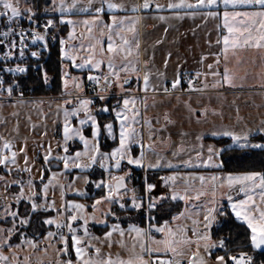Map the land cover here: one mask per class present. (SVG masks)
Wrapping results in <instances>:
<instances>
[{"label":"crops","instance_id":"1","mask_svg":"<svg viewBox=\"0 0 264 264\" xmlns=\"http://www.w3.org/2000/svg\"><path fill=\"white\" fill-rule=\"evenodd\" d=\"M115 0H107L108 3ZM170 0H150L152 9L140 8L136 12L130 9L132 6L142 5L144 0H117L116 5H122L127 11L119 9L109 11L103 0H92L89 6V0H77V6L89 7L88 12L70 13L65 18L72 19L76 23L68 25L60 23L61 15L52 11L53 19L58 22L60 31L65 29V33L61 35L60 40L65 41L63 48L66 53L75 58V64H84L83 68L76 67L73 60L67 59L61 55V44L59 40L60 59L63 67V94H69L75 90L81 94L82 76L99 75L104 80L108 76L111 80L109 89L114 91L113 98L102 100L100 113H112L115 125H113V136L110 138L107 130L100 126L97 113L92 110L94 101L88 98L75 99H58L47 103H42V112L45 116L50 115L54 120L51 124L53 132L51 133L50 124L49 132L53 136V146L49 147L45 152L43 149L37 151V160L40 162L42 173L37 178L28 175L27 171H16L12 169L9 173L1 169L0 175L11 176L17 172L18 177L14 178L11 183L12 187H16V198L20 197L27 203L36 202L39 198V205L47 208L50 214L54 211L63 210L66 206V198L83 199L76 195L75 181L76 178H88V183L84 182L85 197L94 190H103L102 196H106L107 188L96 187L97 183L103 181L112 187L111 209L115 205H125V209L129 211H138L148 206L150 199H156L161 196L167 197L162 202L157 201V205L166 203L171 207L179 206L180 210L173 217L161 225L150 226L137 224L135 221L129 222L127 225H121L118 222L110 223L109 227H113L114 223L119 224L124 231H127L134 242L137 244L144 243L146 247L157 248L163 247L154 241H162L165 239L181 241L183 238L191 241L190 243H177L176 247L183 252L184 249L191 250L189 259L197 258L193 253L201 250L199 258L214 259V248L220 246L211 237L212 227L216 224V217L222 205L226 204L234 218L248 224L241 217L237 219L228 196H232V203L245 200L246 196L240 192V185H233L231 188L227 184V176L229 173L220 171L221 153L228 147H236L231 136L223 135L224 132L233 133L240 138V142L250 140L255 135L264 136V48L248 47L243 45L236 48H229L228 59L224 58L223 37L228 35L227 29L224 27L225 11L229 12H254L260 11L259 6L253 4L236 3L235 5H224L223 0H217V3L211 7H203L196 9H169L167 7ZM178 2V0H172ZM189 3H195L196 0H187ZM64 3L71 4L72 0H64ZM58 4V3H57ZM157 5L162 7L157 8ZM103 7V12L96 13L95 9ZM209 12L217 13L216 16L208 15ZM177 14L179 19L176 18ZM115 15L117 19L127 17L134 19L135 32L122 31L121 35L130 42L132 54L126 56V53L114 52L108 53V35L109 29L106 25L112 24L111 17ZM164 16L165 19H159ZM93 17H99L96 23L91 24L92 31H88L82 21L87 19L90 22ZM244 19L237 17V20ZM131 27L130 22H125V29ZM119 30V29H116ZM73 32V38H69L68 33ZM103 33V35H101ZM113 46L117 48L122 41L112 32ZM103 48V51L101 49ZM91 57L93 61H99V68H93L91 64L86 63ZM112 63L120 68L131 62L128 71H119V80L115 76L109 75L107 67L109 58ZM131 65L135 66L136 71L131 70ZM211 66V67H209ZM230 74V82L226 83L223 79L225 69ZM199 73L202 79L204 93L196 95H167L162 94L164 87L170 85L172 90L179 89L172 87L173 81L181 78L184 73ZM148 75V87L145 90L144 76ZM127 79V83H125ZM79 86V87H78ZM112 94V93H111ZM134 101L129 103L125 114L130 118L129 123L139 134L136 137V143L131 144L130 152L133 157H139L143 145L144 160L142 166L129 165L127 159L121 161L119 168L114 167L115 160H103V154H111L114 148L119 147V131L120 121L116 119L113 108L120 110L123 108L124 99ZM81 100H89L91 103L87 106V112L80 105ZM69 101V103H65ZM109 102V103H108ZM23 103V102H13ZM29 105V104H26ZM107 107L109 111L102 109ZM74 109H80L75 115L65 116V112L71 113ZM138 112L136 116L137 123H133L131 117ZM88 115L95 117L99 125V136L96 139L92 137L91 121L81 125L80 120H87ZM68 124L70 128L79 129L81 134L90 141L93 146L87 155H81L78 160L70 161L69 167L65 169L64 161L57 157H75L77 152L84 153L86 151L84 143L79 136H72L67 141L64 137V127ZM109 124V123H107ZM102 136L108 139H116L117 144L109 151L101 148ZM199 137V139H198ZM247 137V139H245ZM229 139L230 144L220 145L215 142L217 139ZM238 141V142H239ZM261 141H256L257 144ZM98 143L99 155L95 163L90 167H84L90 164V157L94 146ZM211 147L218 155H213L209 164L204 161L208 160V148ZM67 148V152H65ZM240 148H257V147H240ZM8 154L10 153L7 151ZM45 156L49 157V161L45 162ZM9 159H11L9 157ZM119 159V156H117ZM159 160L160 166L157 168L147 167L149 164H155ZM189 162L190 166L185 162ZM105 167H101V163ZM80 164L82 167H75ZM171 164L172 167L167 165ZM215 165H220L216 167ZM57 171V172H56ZM136 171H141L147 177L149 171H163L154 180H147L144 184L143 196H138L133 185L125 184L127 176ZM55 174V175H54ZM246 174V173H244ZM60 175V176H59ZM239 176L243 174H231ZM220 177L221 179L213 181L212 177ZM44 178L39 196H36L34 183ZM123 177L121 181L119 178ZM200 177H204L201 182ZM69 178L70 193H66L62 179ZM172 178V179H168ZM167 180V184L165 183ZM31 181V184L29 183ZM258 182V181H257ZM9 183V182H6ZM83 183V180H82ZM152 184L155 187L149 192L147 185ZM213 184H215V196H213ZM44 185H48L45 190ZM90 186V190H88ZM10 189L8 190V192ZM173 191L184 196L185 199L177 198L172 200ZM204 193V195H200ZM18 194V195H17ZM255 204L264 209V202L260 199L259 190H253L249 193ZM133 197L137 203L143 206L140 209L132 207ZM198 197V198H197ZM215 201V203H213ZM112 202V201H110ZM251 203V202H250ZM122 208V207H121ZM215 208L213 212L214 220L209 227H205L206 221L204 216L207 210ZM246 209H237V211H245ZM183 213V215H181ZM112 214V210H111ZM252 215H257L253 209ZM135 226L142 229V233L138 236L136 232L129 231V226ZM164 227V232H157L156 229ZM169 229L175 235H169ZM109 229H107L108 231ZM195 230L196 235L193 234ZM111 231V228L108 232ZM121 231V230H120ZM207 235L208 240L200 239ZM205 244H213L215 247L209 248L213 251H207ZM252 244V241H251ZM254 248V247H253ZM164 254L163 252L154 255ZM168 256L175 257L169 252ZM144 259L149 260V254L143 253ZM178 260L184 261L179 256ZM226 260V259H225ZM229 261V260H228ZM226 260V263L228 264ZM184 264L186 262L184 261Z\"/></svg>","mask_w":264,"mask_h":264},{"label":"snow or ice","instance_id":"2","mask_svg":"<svg viewBox=\"0 0 264 264\" xmlns=\"http://www.w3.org/2000/svg\"><path fill=\"white\" fill-rule=\"evenodd\" d=\"M53 4L56 5V7L53 9L54 11H57L61 14V19H60V23H67L68 25H74L76 22L73 21L72 19H66L65 17L67 16V14L69 13H83V12H88L89 11V7H77V0H72L71 4H65L64 0H60L59 4H56V0H52ZM104 3H107V7L109 11H113L116 9H119L121 11H127L129 9H125L122 5H116L113 3H108L107 0H103ZM92 0H89V6L91 5ZM217 0H196L195 3H189L187 2V0H178V2H172V0H170V2L168 3L167 7L169 9H180V8H185V9H196V8H203V7H211L212 5L216 4ZM224 5H235L236 3H243V4H253L256 6H259V8L261 9L260 11H254V12H229V11H225L223 13L224 16V27L227 29L228 35H225L223 37V44H224V48H223V52H224V58L225 60L228 59V51L229 48H236V47H240L243 45H247L248 47H256V48H264V0H223ZM0 5H2L3 9L6 10L2 13H0V15L3 16H8V13L10 12L11 15L9 16V20H11L12 18L15 17H20L22 15L21 11L18 8V5H14L12 3V0H0ZM150 7V0H144V3L142 5H136V6H132L131 7V11L132 12H136L138 11L140 8L143 9H148ZM162 7L161 5H157V8ZM103 7H98L95 9L96 13H101L103 12ZM25 11H27L28 13V19L32 20V17L34 15V13L32 12L31 9H26ZM208 15L211 16H216L217 13L215 12H209ZM237 17H243L244 19L241 20H237ZM176 18H180L179 15L177 14ZM99 19V17H93L92 21L90 22L89 20L85 19L82 21V23L88 27V31L91 32L92 28H91V24L96 23V21ZM113 23L106 25V27L109 29V35H108V47H107V51L108 53H114V52H121V53H126V56H129L132 54V49L130 46V42L129 40H127L124 36L121 35L122 31H131V32H135V24L136 21L134 19L131 18H127V17H120L119 19H117V17L115 15H113L111 17ZM159 19L163 20L165 19L164 16H160ZM128 21L131 24V27L125 29V22ZM54 25V21L49 19L47 21V23L44 25L45 29L47 30L48 28L52 27ZM119 29V30H116ZM13 30L11 28H9L7 31L0 33V35H3L5 37H7L9 35V33H11ZM115 31V35L118 36L120 38V40L122 41V44L119 45L117 48H114L113 46V36H112V32ZM101 35H103V33H101ZM22 36V34H21ZM33 36V42H35L36 40H43L44 37L37 34L35 31H33L32 33ZM69 38H73V32H69L68 33ZM2 43V42H0ZM65 41L63 39L60 40V44H61V55L67 59H71L73 60L74 64H75V58L71 55H69L68 53L65 52L63 45H64ZM21 44L23 45V38H21ZM15 45L13 44V47ZM101 51H103V48L101 49ZM21 56L24 55L23 52V48L21 49ZM31 55L33 57L38 56V53L33 51L31 53ZM86 63L91 64V66L93 68H99L100 63L99 61H93L91 59V57L88 59V61H86ZM131 62H128L126 64H124L119 71H128L129 70V66H130ZM76 67H80L83 68L85 65L84 64H75ZM107 67L109 69V75L111 76H115L117 78V80H119V71H117V66L114 65L112 63L111 57L109 58ZM211 67V66H209ZM131 70L132 71H136L135 66L131 65ZM7 71H17V72H24L25 69L23 67H17L15 69H7ZM46 74H45V79H46ZM88 79L90 81H98L99 77H94V76H89ZM223 79L226 83L230 82V74L227 70V68L225 69L224 72V76ZM148 80L149 77L146 74L144 76V82H145V90L148 87ZM105 82L108 84H111V80L108 79V76L105 77ZM125 83H127V79H125L124 81ZM180 81L179 79L173 81L172 83V87L176 88L179 85ZM189 86L191 87V82H189ZM79 87V86H78ZM168 89L166 88L165 91H167ZM11 91L12 89L9 88L8 92L9 95H11ZM101 100L104 99L103 96L100 97ZM133 103L134 101H130L129 99H124L123 101V108H120V110H117L116 108H113L112 111L115 113L116 119L118 121H120V131H119V147L114 148L111 152V154L109 155L108 153H104L103 154V160H108V159H112L115 160V164L113 165L116 168H119L121 165V161H123L124 159H127V163L129 165H136V166H142V162L144 160V151H143V145H141L142 151L139 157H133L131 155L130 152V145L133 143H136V137L139 135L135 129L132 127V124L129 123V117L125 114L127 111H129L128 109V105L129 103ZM65 103H69V101H66ZM91 103V101L89 100H81L80 101V105L85 109V111L87 112V106ZM80 109H74L71 113L69 112H65V116L68 117L69 115H75L79 112ZM103 111L107 112L109 111V109L107 107L102 109ZM138 115V112L134 113V115L131 117V120L133 123H137L138 121L136 120V116ZM88 121H91V129H92V137L93 139H96L99 136V125L95 119V117L88 115V119L87 120H80L79 123L81 125H84L86 123H88ZM104 128L107 130L109 137L111 138L113 136V124L109 123L104 125ZM223 135L226 136H231L234 142H238L239 141V137L236 136L233 133H229V132H224ZM72 136H79V139L84 143L85 149L86 151L84 153L81 152H77L75 154V157H69V156H64V157H57V159H62L64 161V165H65V169H67L69 167V163L70 161H75L78 160L79 157L81 155H87L88 151L92 150V147L90 145V141L88 139H86L84 137V135L81 134L79 129H74V128H70L68 126V124H65L64 127V137L65 140L67 141L68 139H70ZM199 139V137H198ZM245 139H247V137H245ZM242 147L244 145H241ZM252 147H257V148H264V144H254L252 145ZM4 148L9 149L10 150V144L5 142L4 144ZM21 151H23V149H21ZM65 152H67V148H65ZM208 152H209V157L207 161H204L205 164H209V162L212 160L213 155H218V152L213 151V149L211 147L208 148ZM15 152L11 153V160L14 163L15 162ZM99 155V146L98 143L94 146V151H92V155L90 157V164L86 165L84 167H90L91 164L95 163L97 160V156ZM117 156H119V159H117ZM9 160L8 156H0V164H6V162ZM49 161V157L45 156V162L47 163ZM186 165L190 166L189 162H185ZM75 167H82L80 164H75ZM160 166V162L159 160L155 163V164H149L147 165V167L150 168H157ZM168 167H172L171 164L167 165ZM216 167H219L220 165H215ZM101 167H105V165L103 164V162L101 163ZM55 175V174H54ZM121 181L124 179L123 177L119 178ZM168 179H172V178H168ZM221 179L220 177H212L213 181L219 180ZM41 180H43V177H41ZM201 182L204 181V177H200ZM227 180V184L228 186L231 188L233 185H240V192L244 193L246 196L245 200H241L237 203H232V196L229 195L228 196V200L231 203V207L233 208V211L235 212V215L237 217V219H240L241 217L244 219V221L248 224V227L251 228L252 230V236H251V241H252V246L254 248H260L262 245H264V209L258 207L255 204V201L252 199V196L249 194L251 193L253 190L258 189L259 190V194H260V199L262 202H264V174H261L259 172H250V173H246L243 175H239V176H233L231 174H229L226 178ZM258 181V182H257ZM88 178L85 177V183H88ZM31 184V181L29 182ZM165 183L167 184V180H165ZM48 185H44L45 190L47 189ZM96 187H104L107 188L109 190L108 192V196L103 197L102 199L108 200L109 202L112 200V187L111 185L105 184L103 181H101L100 183L96 184ZM155 187V185L152 184H148L147 185V191H151L153 188ZM80 195H84V193H79ZM200 195H204V193H200ZM213 196H215V184H213ZM167 197L161 196L159 198L156 199H150L149 203H148V209L152 210L154 208L157 207V201L162 202L164 199H166ZM177 198L183 200L185 199L184 196L180 195L178 192L173 191L171 199L172 200H176ZM198 198V197H197ZM20 197L17 198V202H19ZM251 202V203H250ZM101 203L100 200H97L95 202V204L93 205V208L95 209L96 205ZM213 203H215V201H213ZM143 205L141 203H137L135 197H133V201H132V207L136 208V209H140ZM38 207H43V206H38L35 202H32V211H37ZM49 207H51V205H49ZM121 207H125V205L121 204ZM68 208L69 209H83L84 205L82 204H72L69 203L68 204ZM237 209H246L245 211H243V213L241 211H237ZM255 210L256 213H258L257 215H252L251 212L252 210ZM215 211V208H210L207 210V214L204 216V220L207 222L205 227H209L212 223V221L214 220V216L212 215L213 212ZM12 216H16L17 213L13 212L10 213ZM181 215H183V213H181ZM77 219V216L72 215L69 217V221H74ZM173 219H177V217H173ZM69 222L68 224V228H69V232L73 233L72 236V247L75 249L76 251V256H77V260L80 261L82 255L84 254V249L79 247L78 245H80L81 240L80 238L75 235V229L71 227V223ZM21 224H27L28 220L27 219H21L20 220ZM45 224L48 225H52L55 223L54 220L52 219H46L44 221ZM85 223H87V221H85ZM165 226H167V222H165ZM57 228H60L61 225L60 224H56ZM114 228L116 226H113ZM129 231H134L137 233V235L139 236L142 233V229L135 227V226H129ZM157 232H164L165 228L164 227H160L156 229ZM0 232H3V229H0ZM13 229H8V236L6 238H4L2 241H0V243L4 244V245H8L10 247L9 244V240L10 237L12 235ZM85 234L87 235V229H85ZM121 236H123V231H121ZM169 235H175L174 233H172L171 229H169ZM193 234L196 235L195 230H193ZM54 233L49 232L48 236H53ZM106 237H110L112 235L111 232H108L105 234ZM200 239H204V240H208L210 239L209 236L204 235L202 237H199ZM61 240H64V237L61 236ZM190 243L191 241L187 240L186 238H183L181 241H176V240H170V239H165L162 241H154V243L158 244V245H163V247H157L155 249L150 248V247H146L144 244L140 245L141 248V254H135L133 257H131L128 260H119V261H114L112 259H107L104 260L102 262H97L94 261L92 259H86L83 260V264H156V259H159V255L156 256V259H150V260H145L143 257V254L145 251L149 254L150 257L153 256V254H159L161 252H163L165 255H167L169 252H171L172 254H174V256H181L183 255V253L176 247L177 243ZM109 246H111V242H109ZM220 246L223 247L224 246V241L221 240L220 241ZM19 247V245H18ZM135 247V245L133 246ZM215 247V245L213 244H205V248L206 250L209 248ZM100 250L97 248L96 249V253L99 254ZM193 256H196L197 259L193 260V259H189V264H205V262L199 258V254L198 253H193ZM7 257L0 254V264H2V262L7 261ZM217 261L223 262L224 261V257L223 256H218ZM229 259H231L232 261H234V264H252V258L251 257H246V254L241 253L240 257H229ZM66 264H72V261L69 260L66 262ZM159 264H180V260L176 259V260H166V259H159Z\"/></svg>","mask_w":264,"mask_h":264},{"label":"rangeland","instance_id":"3","mask_svg":"<svg viewBox=\"0 0 264 264\" xmlns=\"http://www.w3.org/2000/svg\"><path fill=\"white\" fill-rule=\"evenodd\" d=\"M115 2H117V0H115ZM115 2L113 1L111 3L115 4ZM12 3L14 5H18V8L22 13L20 17L12 18V20H20L28 15L27 11H25L26 9H31L35 14L31 5L27 3V0H12ZM57 3L59 4L60 0H56V4ZM55 7L56 5H54L52 0H50V6L47 9H42L41 13L50 14L54 11L53 9ZM106 8H108L107 4ZM4 11L6 10H4L2 5H0V13ZM54 13L61 15L57 11ZM10 15L11 13L9 12L8 16L0 15V18H9ZM47 18L53 20V17ZM61 33L63 35L65 33V29H62ZM59 40L60 38L58 41ZM178 90L179 89L176 91ZM109 93L110 95L111 93L115 95L112 90H110ZM79 95L81 96V94ZM170 95L182 94L177 93ZM51 101L54 100L23 103L0 102V156H8L11 158V153H16L14 163L11 159H9L6 164H0V167L8 173L14 168L17 172L27 171L28 175L34 179L42 173V168L39 166L40 162H38L39 160L36 158L37 151H41L43 149L46 152L49 147L53 146L54 139L53 136L50 135L49 125H47V123L50 124L52 133L53 126L51 124L54 123V120H52L53 118L50 115L45 116L42 112V107L40 106L42 103ZM94 112L98 113L100 111ZM261 137L264 138V136ZM5 142L10 144V150L4 148ZM254 144H257L256 140L251 137L250 140H245L242 143L240 141L235 142V146H239V148L242 147L241 145H244L243 147H252ZM21 149H23V151H21ZM7 151L10 153L8 154ZM17 172L13 177L10 175H0V229H3V232H0V241L8 236V229H13L9 240L10 247L0 243V254L8 258L7 261L2 262V264H66L69 260L72 261V264H83V260L86 259H92L97 262H102L107 259H112L114 261H126L135 254H141V243L139 242L137 244L134 242L133 237H131L127 231L122 229L119 222V224L114 223L113 226H116L115 228L109 227L110 225H108L107 229L110 230L111 228L110 232L112 233L110 237H106L105 235L109 230L103 235L92 231V226L103 228L108 224V217L111 215L112 210L110 203H114L115 201L113 202V200H111L112 202H109L108 200L102 198L108 196L109 191L105 194L106 196L95 197L90 202L88 199L84 198L86 196V187L84 186L85 179H81L79 177L75 179L77 182L75 183L76 186L74 193L83 197V199L66 198L65 208L63 210L54 211L53 214H50L47 209L49 207L45 206V203L44 207H38L37 211H32L31 203H27L22 199H19V202H17L16 194H14L17 188L12 187L10 183L14 180V178L18 177ZM127 178L125 180V184L131 185V183L127 182ZM62 181L66 193H70V179L64 178ZM9 189L10 191L8 192ZM79 193H84V195H80ZM97 200H100L101 203L97 204L94 209L93 205ZM39 202V200H36L35 203ZM69 203L82 204L84 205V208L80 210L74 208L69 209ZM37 205L42 206L43 204ZM144 210L145 211L142 213L147 220L149 211L148 206H146ZM13 212L17 213V215L12 216L10 213ZM72 215L77 216V219L70 222L69 217ZM22 218L27 219L28 223L21 224L20 220ZM46 219H52L55 223L52 225L45 224L44 221ZM85 221H87V223H85ZM69 222L71 223V227L76 230L74 234L81 240V243L78 246L84 249V254L82 255L80 261L77 260L76 251L72 247L73 233L69 232ZM41 223L44 226H41ZM57 223L61 225L60 228L56 227ZM45 228L49 230L43 236H40L41 232ZM85 229H87V235L85 234ZM120 230L123 231V236H121ZM49 232L54 233V235L48 236ZM61 236L64 237L63 241L61 240ZM109 242H111V246H109ZM134 245L135 247H133ZM97 248L100 250L99 254L96 253ZM216 248L217 246L214 249ZM207 251H213V249H207ZM200 252L201 250L195 251V253ZM182 253L183 255H181V257H183L186 264H189L191 250L184 249ZM178 257L179 256H175L173 258L177 259ZM196 259L193 258V260ZM200 259H202L205 264H227L225 258L223 262L217 261L216 258L210 259L200 257ZM180 261L182 262V260Z\"/></svg>","mask_w":264,"mask_h":264},{"label":"trees","instance_id":"4","mask_svg":"<svg viewBox=\"0 0 264 264\" xmlns=\"http://www.w3.org/2000/svg\"><path fill=\"white\" fill-rule=\"evenodd\" d=\"M27 3L31 5L35 14L32 18L39 20L48 19L47 17H54L50 14L41 13L42 9L48 8L50 6V0H27ZM4 18V17H2ZM0 18V19H2ZM24 18H28L26 15ZM62 35L60 31V36ZM43 72L49 82V88H44L42 86V75L39 70L36 72L27 71L24 76L17 77V82L22 86L28 87L32 94L41 96H59L62 95L63 91V67L62 61L60 59L59 41L56 42L49 50L48 56L43 63ZM1 95V91H0ZM109 103V102H108ZM97 119L100 126L104 124L111 123L115 125V120L112 113L103 114L98 112ZM252 139L256 141L264 142V138L260 135H255ZM215 142L220 145L230 144L229 139H217ZM117 144L116 139H108L105 136L101 138V148L104 151H109L114 148ZM221 167L220 171L229 174H244L250 172H259L264 174V148H236L228 147L225 149L221 155ZM140 176L139 181L131 183L134 189H136L138 196H143L144 193V182H141L142 173L141 171H136ZM163 171H149L147 175V180H154L158 175L162 174ZM43 180L34 183L36 196H39ZM90 190V186H88ZM103 190H94L89 193L86 199L92 201L93 198L102 196ZM36 200H39L37 197ZM167 206V207H166ZM180 210L179 206L171 207L166 205V203H161L157 205L156 208L148 211L147 220L142 213V210L129 211L125 208L115 205L112 209V214L108 217V224L105 227L92 226L91 229L94 233L104 234L107 231L108 225L112 222H119L121 225H127L129 222L135 221L137 224L150 226L161 225L163 222L170 220L175 214ZM146 220V221H145ZM41 226H44L41 223ZM49 229H44L40 236H43ZM211 237L214 241L219 242L224 241V246H219L213 252V256H223L227 261L229 257H232L239 253H244L252 258V264H264V251L254 249L251 244V233L250 230L244 223L237 221L227 205L221 206L220 211L216 217V224L212 227Z\"/></svg>","mask_w":264,"mask_h":264},{"label":"built area","instance_id":"5","mask_svg":"<svg viewBox=\"0 0 264 264\" xmlns=\"http://www.w3.org/2000/svg\"><path fill=\"white\" fill-rule=\"evenodd\" d=\"M150 10L152 7L149 8ZM49 19H34L21 18L20 20H9V18L0 19V33L7 31L11 28L13 31L9 33L7 37L0 35V102H35V101H49L58 99H75V98H88L94 101L92 106L93 110L98 112L102 103L101 96L104 99L113 98V94L110 95L109 86L105 80L99 75H93L99 77L98 81H90L87 76H82L80 82L82 85L81 96L73 90L70 94H63L59 96H41L32 94L28 87L22 86L17 82V77L24 76L27 71L36 72L39 70L42 75V86L49 88L48 79H45L43 72V63L45 62L49 50L52 46L58 42L60 38L59 31L60 26L57 21H54V25L47 30L44 25ZM35 31L37 34L44 37L43 40H36L33 42L32 33ZM22 34V36H21ZM21 38H23V45L21 44ZM13 44L15 45L13 47ZM23 48L24 55L21 56V49ZM35 51L38 56L33 57L31 53ZM17 67H23L24 72L7 71V69H15ZM179 90H172L170 85L164 87L162 94H182V95H196L202 94L203 84L199 73L191 72L184 73L180 78ZM191 82V87L189 86ZM11 88V95H9L8 89ZM168 89L165 91V89ZM108 94V95H107ZM103 99V100H104ZM140 176L137 173H131L127 178L128 183L139 181ZM141 182L146 183V176L142 175ZM157 255L148 257L150 259H156ZM232 257H240V254ZM246 257H249L246 255ZM159 259L176 260L175 258L160 254ZM159 259H156V264H159ZM180 264H184L180 261ZM228 264H234V261L229 260Z\"/></svg>","mask_w":264,"mask_h":264},{"label":"water","instance_id":"6","mask_svg":"<svg viewBox=\"0 0 264 264\" xmlns=\"http://www.w3.org/2000/svg\"><path fill=\"white\" fill-rule=\"evenodd\" d=\"M260 251H264V245H262L260 248H258Z\"/></svg>","mask_w":264,"mask_h":264}]
</instances>
